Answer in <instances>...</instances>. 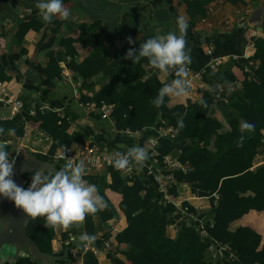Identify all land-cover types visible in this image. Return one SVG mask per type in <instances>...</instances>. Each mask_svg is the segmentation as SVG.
<instances>
[{
	"label": "trees",
	"instance_id": "1",
	"mask_svg": "<svg viewBox=\"0 0 264 264\" xmlns=\"http://www.w3.org/2000/svg\"><path fill=\"white\" fill-rule=\"evenodd\" d=\"M64 2L67 3L66 0ZM68 7L71 2L68 0ZM58 18V17H57ZM264 27V23H263ZM40 27H38L39 30ZM77 37H68L60 42L67 46L71 61L66 65L73 72L81 75L84 80L90 81L93 76L103 72L111 80L93 97L84 96L82 102L96 101L98 107L103 104L111 105L108 119L114 122L113 132L129 137H140L142 147H145L147 140L152 136L159 137L157 147L159 163L155 165L156 171L165 179L169 180L172 186L169 193L177 196V186L180 184H190L194 194L200 197H209L212 204V216L206 218L204 225L208 237L202 235L199 221L205 214L199 213L197 209L188 204L182 203L187 209V225L179 227V235L176 239H169L165 250L156 248L157 241L163 237L166 227L172 224L173 219L168 214L177 212L179 208L174 202L164 199V195L159 191L158 183L154 177L147 173L145 168L137 171L138 166L134 165L135 176L129 178L121 170L108 166L111 175V183L108 188L99 194L104 197L106 207L97 212L100 214L103 223L106 225L110 220L116 219L121 212L128 226L123 232L117 233L116 240L120 245L136 247L141 251L133 253L126 252V260L114 257L111 250L105 249V237H98V230L95 227L94 215H87L84 222V234L94 236L91 241L86 259L81 264H100L95 254V248L107 253L108 257L116 264H264V238L263 235L248 225H235L250 211L264 212V165L257 170H253L255 158L264 152V138L262 136L248 137L240 129V119L244 121H255L256 129L264 131V51L256 53L252 58H245L240 53L239 61L236 62L232 71H214L207 64H191L190 68L196 72L203 69L207 73L202 74V80L210 87L220 84L222 90L218 94L215 89H198L202 93V99L206 102L204 107L200 102L187 99L186 104L180 103L175 97L167 98L166 103L160 108H156L152 100L158 94L159 89L165 84L158 77H149V71L145 66H152L147 58L137 62L133 69V82L129 84L123 96H117L120 85V78L115 68L109 64L111 52L102 45L103 41L112 42L114 37H103L97 30H101L100 24L96 26L80 25ZM24 29V28H23ZM29 29V28H28ZM27 30L20 32V37L24 38ZM151 36H143L137 42L126 45L117 54L119 60L126 61L125 58L129 48H139ZM78 42L84 48L91 47L92 52L81 62H76L78 52L74 44ZM52 40L48 46H50ZM54 58L51 56V61ZM251 60L259 61L255 70H247ZM207 66V67H206ZM46 72L45 69H43ZM0 79L11 80L10 76L4 75V67L0 62ZM240 81L241 88L236 86ZM231 82L234 91L229 95L226 91V83ZM260 99H263L262 101ZM218 109L232 108L239 114V118L230 121L231 131L220 133L223 124L214 116H209L211 106ZM95 123L103 121L101 116H97L94 111L89 113ZM167 119L179 134L191 135V142L185 140L175 141L172 136L163 137L155 130L146 129V123L150 120L159 121V117ZM183 117L184 126L180 128L177 124L179 117ZM110 117V118H109ZM25 120L34 128L44 130L52 139L49 150L46 153L37 152L41 160L52 162L57 170L63 168L65 162L57 160L56 154L61 147H71L74 143L68 130L76 117L68 115H58L56 112H43L36 108L35 113H17L11 119H0V128L4 134H0V143L7 141L5 132ZM97 121V122H96ZM158 126H163L158 123ZM126 130L140 132V135L126 134ZM25 130L20 129L16 136H24ZM108 134V133H107ZM94 141L100 146H107L120 153L127 150H120L106 137V134L96 135ZM215 136L216 152L207 147L187 155L192 143L208 141ZM243 136V140L241 137ZM7 150L12 151V145L6 144ZM175 149L180 150L179 161L181 164H188L192 171L186 173L181 167L171 166L164 163V158ZM215 162L208 167H202L205 163ZM35 172V171H34ZM25 173L26 188L31 183V175ZM45 172V171H43ZM173 176V179H172ZM96 176L90 174L85 179L90 183L96 182ZM107 191L120 192L122 199L116 207ZM75 231L74 226H70L62 232V250L67 251L71 243L69 236ZM27 236L36 242L39 251L47 254L54 252L53 240L55 239V229L45 225L43 217L31 218L26 228ZM214 246L215 249L225 248L224 254H217L214 259L206 257L205 252Z\"/></svg>",
	"mask_w": 264,
	"mask_h": 264
},
{
	"label": "crops",
	"instance_id": "2",
	"mask_svg": "<svg viewBox=\"0 0 264 264\" xmlns=\"http://www.w3.org/2000/svg\"><path fill=\"white\" fill-rule=\"evenodd\" d=\"M64 2L68 7V0ZM71 10L69 19L64 20L56 17L50 23L42 20L39 10L35 7L36 0H0V62L4 67V75L10 76L11 80H1L7 85V94L4 101L0 100V119H11L17 113L30 112L39 108L43 112H56L58 115L76 117L68 132L74 140L71 146L74 149H84L96 135L106 134L120 150H127L133 146H140V137H129L113 132L114 121L106 118L100 109L82 102L84 96L93 97L111 78L103 72L93 76L90 81L67 68L71 61L66 45L60 41L68 37H77L78 26H96L100 24L101 30H97L103 37H114L112 42L103 41L102 45L111 52L109 64L113 66L119 75L120 85L117 96H123L127 86L133 82V69L137 62L131 60H119L116 56L120 49L128 43V37L137 42L143 36L156 37L168 32H178L177 17L185 16L189 27L186 33L187 49L191 56V63L186 66L188 79L192 85L188 96L179 99L185 103L187 99L200 102L202 93L198 89H215L219 91L220 84L215 87L205 84L202 74L205 69L196 72L190 68L191 64H207L214 71H232L236 62L239 61L240 53L245 58H252L256 53L264 51V0H69ZM251 22H249V20ZM38 27L39 30H38ZM27 30L24 38L20 37L22 30ZM29 28V29H28ZM52 40L50 46L48 44ZM78 56L75 61L81 62L89 56L92 48H84L82 44H74ZM51 56L54 58L51 61ZM259 61L251 60L246 66L247 70H255ZM206 66V67H207ZM149 71V77H158L162 82L168 83L176 77V70L169 73H160L153 66H145ZM46 70V72L43 71ZM242 87L240 81L236 83ZM261 101L263 99H260ZM94 105L96 101H91ZM21 106V107H19ZM209 116H214L222 124L220 133L230 132V121L239 118V114L232 108L218 109L211 106ZM92 111L101 116V123H95L90 118ZM240 122L244 121L239 118ZM97 122V121H96ZM167 119L159 117V121L150 120L146 123V129L155 130L163 137L172 136L175 141L185 140L191 142L189 134H179ZM160 123L163 126H158ZM241 124V123H240ZM25 130L24 136H16L20 129ZM14 130V131H10ZM108 133V134H107ZM245 133L248 137L262 136L264 131L256 128ZM34 135V136H33ZM6 144L12 145L11 154L18 151L19 155L27 151L34 153H46L52 143L51 137L42 129L34 128L25 120H21L15 126L5 132ZM215 136L208 141L190 144L192 147L187 155L198 151L203 147L216 152ZM60 148L58 149V151ZM37 157V156H36ZM180 150L175 149L167 156L168 164L181 167L186 173L192 171L188 164L179 161ZM11 158V157H10ZM38 158V157H37ZM215 160L205 163L202 167L211 166ZM52 163V162H51ZM264 165V152L259 154L254 161L253 170ZM56 166V165H55ZM57 168V167H56ZM58 171V170H57ZM43 172V171H42ZM140 173V170L138 169ZM92 175L97 181L98 193L108 188L111 183V175L108 167H103ZM177 196H172L180 213L168 214L173 222L169 224L163 237L156 243L158 250H165L168 240L176 239L179 235V227L187 225L188 211L182 203L187 202L199 213L205 216L200 219L204 224L206 218L212 216V204L209 197H200L193 193L190 184H179ZM110 198L119 206L122 199L120 192L107 191ZM1 197V196H0ZM194 219V218H193ZM84 221L74 223L75 231L69 234L71 243L66 252L62 250V232L69 227L56 226L55 239L53 240L54 252L50 255L55 257L53 264H81L87 257L91 242L82 241L80 236L84 233ZM95 227L98 237H105V249L111 250L114 257L126 260V252L138 253L141 250L136 247L120 245L116 240L117 233L123 232L128 226L125 216L119 212L116 219L104 224L100 214L94 216ZM248 225L260 232L264 238V212L255 210L246 214L236 225ZM109 244V248L106 247ZM205 255L214 259L215 252L208 249ZM15 262L12 264H40L33 260L24 249L18 248L12 255ZM100 264H116L107 253L97 255Z\"/></svg>",
	"mask_w": 264,
	"mask_h": 264
},
{
	"label": "clouds",
	"instance_id": "3",
	"mask_svg": "<svg viewBox=\"0 0 264 264\" xmlns=\"http://www.w3.org/2000/svg\"><path fill=\"white\" fill-rule=\"evenodd\" d=\"M35 7L45 23L52 22L56 17L67 20L71 16V10L65 7L64 0H36ZM177 26L179 34L168 32L148 38L140 43L138 49L129 48L125 56L133 63L147 58L160 73L176 70L177 78L165 83L152 100L156 108L166 103V97L182 99L191 92L192 85L186 71V66L191 63L185 38L189 27L187 18L178 16ZM127 39L130 45L134 43L131 37ZM225 83L226 91L230 95L234 88L231 82ZM200 103L207 107L205 101L201 100ZM177 124L183 128L182 116L178 118ZM255 127V121H242L240 124L242 132ZM4 131L0 128V134H4ZM116 156L112 164L118 170L128 168L132 161L142 166L149 159L146 148L142 146H133L126 153L117 152ZM10 157L7 145L0 143V196L13 201L18 209H22L31 218L43 217L47 227L67 228L106 207L105 199L98 193L97 186L85 179L84 163L66 162L58 171L37 170L31 175L30 185L24 188L13 179L15 159ZM80 239L91 242L95 237L82 235Z\"/></svg>",
	"mask_w": 264,
	"mask_h": 264
},
{
	"label": "water",
	"instance_id": "4",
	"mask_svg": "<svg viewBox=\"0 0 264 264\" xmlns=\"http://www.w3.org/2000/svg\"><path fill=\"white\" fill-rule=\"evenodd\" d=\"M37 170L57 171V168L54 163L41 160L27 151L22 152L15 159L13 179L18 185L26 188L23 175ZM29 220L30 217L22 209H18L13 201L0 197V264L14 263L16 259L12 255L18 248L24 249L40 264H53L55 257L39 251L36 242L27 236Z\"/></svg>",
	"mask_w": 264,
	"mask_h": 264
},
{
	"label": "built area",
	"instance_id": "5",
	"mask_svg": "<svg viewBox=\"0 0 264 264\" xmlns=\"http://www.w3.org/2000/svg\"><path fill=\"white\" fill-rule=\"evenodd\" d=\"M220 90H222V88H220ZM6 94H7V85L3 81L0 80V100L4 101V97L6 96ZM87 105L92 108L94 106L100 109L103 115L107 117L112 107L111 105H108V104H103L101 107H98L97 104L94 105L91 102H88ZM32 112H33L32 114H34L35 110H33ZM126 134H129L131 136L133 135L139 136L140 132L139 131L132 132L130 130H126ZM158 145H159L158 136H152L147 140L145 144V148L149 155V159L142 166L141 165L138 166L137 171L138 169L145 168L147 173L152 175L155 181L158 183L159 191L164 195V199L170 202H173L172 195L169 193V188L172 186L171 182L165 179L164 177H162V175L159 174L155 168V165L159 163L158 152H157ZM117 152L119 151L114 150V149L111 150L107 146L102 147L96 141L92 140L88 145H86L84 149H74L72 147H61L60 150L57 151L56 158L57 160H63L65 163L66 162L84 163L86 176H87L103 167H108L109 165H111L112 162L117 158L116 156ZM164 163L165 164L169 163L167 156L164 158ZM135 164L136 163L132 161L129 167L121 170V172L129 178H133L136 174L134 170ZM172 179H173V176H172ZM193 218L195 221L200 222L202 235L204 237H208V234L205 230L206 226L203 223H201V220H198L197 217L193 216ZM82 235H85V234L83 233ZM106 247L109 248L108 243H106ZM210 249H212L215 252V256L217 254L223 255L225 251V248L223 247L216 250L214 246H211ZM100 253L102 252L99 251L97 248H95V254L98 255Z\"/></svg>",
	"mask_w": 264,
	"mask_h": 264
},
{
	"label": "rangeland",
	"instance_id": "6",
	"mask_svg": "<svg viewBox=\"0 0 264 264\" xmlns=\"http://www.w3.org/2000/svg\"><path fill=\"white\" fill-rule=\"evenodd\" d=\"M18 156H19V152L18 151H14V153L11 154V158H13V159H16Z\"/></svg>",
	"mask_w": 264,
	"mask_h": 264
}]
</instances>
